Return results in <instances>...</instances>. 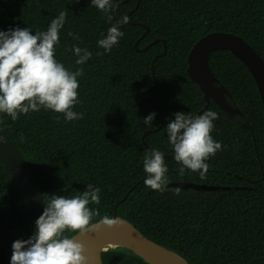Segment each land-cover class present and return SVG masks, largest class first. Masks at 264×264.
Listing matches in <instances>:
<instances>
[{
  "label": "trees",
  "instance_id": "obj_1",
  "mask_svg": "<svg viewBox=\"0 0 264 264\" xmlns=\"http://www.w3.org/2000/svg\"><path fill=\"white\" fill-rule=\"evenodd\" d=\"M111 2L117 7L111 10L109 23L91 0H0V31L16 27H29L33 34L46 31L59 12L67 10L55 58L70 71L82 67L85 73L78 77L81 103L73 108L83 114L82 119L67 121L62 113L44 109L21 114L15 122L0 114V131L49 199L53 194H82L88 184L99 187L100 204L89 205L99 211L93 223L113 217L117 210L149 239L175 250L190 264H264V106L253 75L232 53L215 51L210 64L245 116L229 119L211 101L207 111L219 117L212 136L222 150L206 161L210 167L204 177L188 169L181 175V165L165 159L168 184L232 189L170 187L159 192L145 185L143 169L146 145L174 156L166 129L174 114L193 116L206 106L203 92L188 72L189 55L200 39L217 31L234 33L264 58V0ZM124 15L129 17L127 24L120 25L124 36L105 52L98 41ZM157 39L162 41L154 43ZM73 45L87 48L92 57L77 65L70 50ZM153 112L156 117L150 127L144 118ZM37 214L39 218L38 210ZM0 221L25 239L34 234L1 162ZM104 259L105 264H148L120 249L106 252ZM10 261L0 248V264Z\"/></svg>",
  "mask_w": 264,
  "mask_h": 264
},
{
  "label": "clouds",
  "instance_id": "obj_2",
  "mask_svg": "<svg viewBox=\"0 0 264 264\" xmlns=\"http://www.w3.org/2000/svg\"><path fill=\"white\" fill-rule=\"evenodd\" d=\"M91 4L105 13L109 23L112 22L111 10L117 5L111 0H91ZM67 15V10L60 11L46 31L37 30L35 34L29 27L0 31V114H7L14 122L21 114L41 109L62 113L67 121L83 118V114L73 108L81 103L78 77L85 75L84 70L81 67L70 71L55 58ZM128 21L129 17L124 15L113 24L107 35L98 41V46L111 52L124 36L120 25ZM68 35L79 39L72 32ZM70 50L77 57V65L85 64L92 57L87 48L73 45ZM174 115L175 119L169 121L166 129L174 159L181 165L179 172L183 175L185 169L199 171L204 177L210 167L206 161L222 150V144L212 136L218 114L208 110L195 117L184 112ZM155 117L156 113L149 114L144 123L151 127ZM143 169L147 174L145 185L164 192L169 183L164 152L159 149L148 151L143 159ZM43 200L46 206L36 220V232L27 240L13 242L10 264H88L84 244L65 233L86 234L99 225L113 227L119 223L118 218L109 216L93 223L99 211L89 205L100 204L101 189L92 184H88L82 194L72 197L53 194L50 199L44 194Z\"/></svg>",
  "mask_w": 264,
  "mask_h": 264
},
{
  "label": "water",
  "instance_id": "obj_3",
  "mask_svg": "<svg viewBox=\"0 0 264 264\" xmlns=\"http://www.w3.org/2000/svg\"><path fill=\"white\" fill-rule=\"evenodd\" d=\"M147 29L149 31L148 27ZM161 41V39H157L154 43ZM219 50L232 53L233 56L245 64L256 81L264 106V58L241 36L230 32L217 31L200 39L189 55L188 72L190 78L199 85L206 101L204 109L192 117L202 115L206 112L212 100L222 108L229 119H234L237 116H245L244 112L238 107L233 94L221 83L211 67L210 56L213 52ZM155 61L156 59L153 62L154 73ZM157 84L158 80H156ZM145 93L146 91L141 93L142 98H144ZM163 120L164 115L162 111L161 127L164 124ZM148 134H151V132ZM143 142L146 145L145 137ZM146 147L149 151L152 150L149 146L146 145ZM165 159H174V156L165 155ZM0 162L17 191L21 204L35 233L37 230L36 220L38 219L37 210L42 214L46 206L43 195L27 163L11 141L1 131ZM170 187L196 191L232 189V187L227 186L221 187L192 183H173L166 186V188ZM112 218H118L119 223L113 227L99 225L96 229L86 234L76 233L73 236L84 244L88 264H105L104 254L110 250L118 249L128 250L131 254L142 258L148 264H190L186 258L175 250L149 239L134 223L119 216L117 210ZM16 240L27 239L21 237L0 221V248L12 256V244Z\"/></svg>",
  "mask_w": 264,
  "mask_h": 264
}]
</instances>
